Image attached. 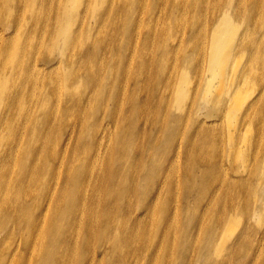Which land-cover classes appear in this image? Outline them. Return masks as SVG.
I'll use <instances>...</instances> for the list:
<instances>
[{
  "label": "bare ground",
  "instance_id": "6f19581e",
  "mask_svg": "<svg viewBox=\"0 0 264 264\" xmlns=\"http://www.w3.org/2000/svg\"><path fill=\"white\" fill-rule=\"evenodd\" d=\"M151 1L0 0V264H41L45 238L34 241V237L40 223L41 231L43 229V234L46 233L49 216L51 213L55 215L58 199L64 195L66 179L62 180L64 168L60 167V163L67 160L69 155H76L72 151L67 152L66 145L62 156L59 136L71 145L74 143L75 150L81 148L83 153L81 162L87 186L79 190L80 204L84 203L83 196L86 200V195L91 192L97 195L108 193L107 188L89 183L95 174L101 138L105 135V131H101L102 120L90 114L87 105L79 99L72 106L76 107V113L68 114L64 119L63 114L67 112V107L70 109L68 103L71 98L56 100L54 104L51 101L61 94L63 96L65 91L63 84L58 86V82L61 80L69 88V76L78 73L86 77L84 86L94 90L91 91V98L98 99L97 88H104L101 77L105 72V59L98 58L95 50L104 46L114 50L119 48L122 40L118 38V33L123 28V21L128 41L126 48L133 45L132 50L135 46L137 49L140 33H143L142 56L150 58L146 61L148 66L152 67L153 60H161L165 66L173 68L174 75L163 82L159 96L152 94L145 101H139L137 97L134 105L124 107L128 102L130 71L122 97L115 104L107 106L109 111L105 112V116H133L143 110L140 103L150 107L155 121H159L162 114L166 116L174 111L188 123L192 115L197 121L198 112L202 109L206 111L205 119L199 121L194 132L195 138L204 140L205 151L195 152V148L186 146L182 169L186 171L189 164L196 161L199 165L205 163L213 170L215 178L219 179L210 199L215 208L202 215L205 217L203 239L200 241V235L193 236L195 231L192 237L184 233L181 236L182 244L188 241V247L195 248L192 253H199L198 246L203 249L207 244L206 255L209 252L211 255L203 257L204 261L219 258L222 264L220 259L225 255L229 256L235 249L253 242L247 239L250 229L258 226L264 228V0H153L150 9L156 10V14L149 12ZM82 6H86L83 7L84 11H81ZM35 15L39 18L37 21ZM33 29L38 32L34 39L33 32L30 33ZM161 37L168 41V45L161 52L153 53L155 47L157 50L158 46L162 47ZM113 38V46L105 44L106 40ZM34 49L48 51L43 55V61L48 66L43 76L41 71H37V65L33 64ZM21 51L24 53L22 60L20 56H16L18 59L12 57ZM71 52L75 53L71 55ZM134 57L126 61L128 68L132 69L143 62ZM23 75L25 77L21 78ZM34 75L43 79L40 89L32 80ZM18 82L20 85L17 87ZM146 87L160 91L150 75L142 74L141 92ZM29 94L37 96L42 103L34 104ZM103 102L107 103L105 100ZM49 103L54 108L52 113ZM217 117H221L220 123L215 122ZM147 120L148 117H144L140 121ZM51 122H58V128L55 129ZM88 123L92 126L86 128ZM35 124L41 127V132L37 131V134ZM64 127H68V131L62 133ZM86 130L88 143L84 139ZM175 137L172 141L168 137L165 161L157 168L156 181L160 173L175 170L173 166L179 165L168 156ZM161 141L162 136L158 135L155 144L159 145ZM129 143L132 148H140L141 155L144 154L133 134ZM23 146L30 152H22ZM33 155L35 159L30 163L24 160ZM103 160L107 161V158ZM223 163L230 168L226 169ZM33 165L41 167L38 177L29 175ZM203 170L206 174L210 172ZM101 185L106 186V183L102 182ZM183 190L181 188L180 192L183 193ZM178 191L170 180L164 181L162 192L156 195L158 199L152 206H168L173 193L177 194ZM130 192L133 198V189ZM248 197L250 201H247ZM229 199L234 204L225 219L222 213ZM216 200L220 202L216 203ZM208 205L211 206L210 203ZM219 206L222 207L216 213ZM147 207L150 208V203ZM169 217V211L164 213L165 219ZM80 219V224L84 219L86 221L83 227L69 219L60 226V231L65 234V252L69 238L86 252L85 255L95 247H105V231L95 229L94 222L83 212ZM66 224H69L70 231ZM142 227L136 225L137 230H132L125 246L140 257L148 247L134 248L135 243H144L147 237ZM133 234H140V240L135 241ZM117 240L113 239L114 249L119 247ZM163 248L164 241L158 250L163 254L159 261L170 262L171 248ZM252 249L254 255L251 261L256 260V253L260 256L263 252H260L257 243ZM31 253L32 257L26 259ZM107 253L113 254V251ZM117 257L119 259L118 251ZM197 258L191 255L190 259ZM181 259L182 254L179 253L178 260ZM52 260L59 261V257ZM200 262L182 261L181 264ZM57 264L66 263L60 261Z\"/></svg>",
  "mask_w": 264,
  "mask_h": 264
},
{
  "label": "rangeland",
  "instance_id": "374dc122",
  "mask_svg": "<svg viewBox=\"0 0 264 264\" xmlns=\"http://www.w3.org/2000/svg\"><path fill=\"white\" fill-rule=\"evenodd\" d=\"M152 1L149 4V12L156 14V10L150 9ZM83 7L86 6H82L81 11H84ZM128 15L130 16L129 11ZM37 19L39 18L35 15V20L37 21ZM145 19L147 20V16ZM122 24L123 28L120 33H118V38L122 40V43L117 50L109 48L108 46H104L100 49L96 48L95 50L98 58L103 57L105 59L103 66L105 72L101 77L104 80V88L103 90L97 88L96 92H99L98 99L91 98V91L94 90H91V87L84 86L86 77L78 73L69 76V88H66L61 80L58 82V86L63 84L65 91H63V96L61 94L60 97L51 101V103L54 104L56 100H64L66 97L71 98V101H69L70 103H68L70 109L66 106L67 112L63 114L64 119H67L68 114L76 113V107L72 106L76 104L77 99H79L87 105L90 114H94L99 120H102L101 131H105V135L101 138L102 144L99 146V161L94 169L95 174L89 183H96L98 187L107 188L108 193L97 195L95 192H91L86 195V200L85 196H83L84 203L82 205L80 204L79 190L87 186L84 181V165L81 162L83 153L81 148L78 151L75 150L74 143L71 145L69 142L61 140L60 138H62V136H59V150L61 154L67 145V152L72 151L76 155H69L68 159H65L64 162L61 163L59 159L60 167L64 168L62 180L64 178L66 179V182L63 184L64 195L62 198L58 199L55 215L51 213L49 216L48 228L45 230L46 233L43 234V229L41 231L40 223L38 232L34 237V241H40L42 238H45L43 255L40 259L41 264H57L60 261L66 264H113L115 262H117V264H181L182 261L191 263L201 261L199 264H221L218 260L219 258H212L204 261L203 257L211 255L210 252L206 255L207 244H204L203 249L198 246L199 253H192V249L195 248L188 247V241L183 242V244L181 242V236L184 233L193 235V231H195L193 236L197 237L200 235L201 241L204 236L203 226L205 224V217L202 215L203 213L207 214L208 210L211 211L215 208L213 201H210V199L214 190L213 187L215 183L219 182V179L215 178L213 170L205 163L199 165L196 161H192L186 171L182 169L185 161L183 152L186 146L195 148V152L204 153L205 151L204 140L200 137H198V139L195 138L194 132L199 121L205 119L206 111L202 109L198 112L197 121L192 115V119L190 118L188 123L185 121L184 117L174 111L168 112L166 116L162 114L161 119L155 121L149 111L151 110L150 107L140 103L143 110H140V112L135 113L133 116L132 114L130 117H127L125 114L122 117L114 115L113 118H111V116H105V112L109 111L107 106L109 104H115V101L120 100L122 97L124 85L130 71L131 73L127 81L128 102L127 105L125 103L124 107L134 105L137 97H139V101H145L152 94L159 96L163 88V82L168 77L174 75L173 68L165 66L161 60H151L152 67L150 68L148 66V62L146 61H149L150 58L145 59L142 56L144 53L141 47L143 45V33H140L139 38H141V40L137 49L135 46L132 50L133 45L126 48V43L128 42L126 41V25L124 21ZM32 32V39H34L38 32H36V29H33L30 33ZM160 39L163 42L161 45L162 47L158 46V50L155 47V52L153 53L161 52L166 48V45H168V41L166 42L162 37ZM114 41L115 38L111 41L106 40L105 44L113 46L115 44ZM29 46L32 47L31 44H29ZM86 48L87 50L90 49L88 46ZM47 50H49V48H47ZM47 50L38 51L34 49L32 51V57L34 59L33 64L35 63L37 65V71H41L42 76L48 67L46 66V62L43 61V55L48 53ZM74 53L75 52H71V55ZM93 54L94 52L92 55ZM133 55L135 56L134 59L143 62L131 69L127 67L126 61L132 59ZM16 56H20L22 60L24 53L21 51L12 57L18 59ZM134 64L135 60L133 62V65ZM142 74L150 75L153 82L159 85L160 91H155L150 87H146L141 92L140 78ZM26 75L29 79L28 73ZM62 75L64 74H61V76ZM24 77L25 75L21 76V78ZM32 80L36 82L37 88L40 89L43 83L42 77L37 78V76L34 75ZM87 82L89 83V81ZM19 85L20 82L16 84L17 87ZM29 98L34 101V104L37 102L42 103L37 99V96L34 97L32 94H29ZM103 100L107 103H104ZM39 103L37 106H39ZM51 103H49L50 113L54 111ZM144 117H148L147 122L140 121ZM151 119H153V121ZM221 120V117H217L215 122L220 123ZM50 124L55 129L58 128V122H51ZM89 126H92V124L88 123L86 128ZM40 129L41 127L35 124L34 131L36 134L37 131L41 132ZM126 129H128V131ZM67 131L68 127L62 129V133ZM132 134L137 145L144 150V154L141 155L140 148H132L129 143V138H132ZM158 135L162 136V141L159 145H156L155 139ZM174 135H176V137L168 151V156L179 165L178 167L173 166L175 170H170L167 173H160L159 179L156 181L155 176L158 173L157 168L165 161L168 137L172 141ZM84 139H86L88 143L87 130L84 132ZM82 141L83 140L79 141L80 147ZM21 151L30 152L25 146L22 147ZM61 154L59 153L58 157H60ZM62 156L64 157L63 154ZM20 157L22 156L20 155ZM103 158H107V161L103 160ZM32 159H35V155L30 158H24L27 163H30ZM20 161L21 158L19 159V162ZM223 165L226 169L230 168L227 163H223ZM203 169H207L210 172L206 174ZM29 173L28 174L32 177L33 175L38 177L41 173V167L33 165L29 169ZM192 176L194 177L193 180ZM169 180L179 191L177 194L176 192L173 193L172 200L168 206L164 208L152 206L158 199L156 195L162 192L163 182ZM102 182L106 183V186H102ZM195 184H197V186L193 188ZM181 188L184 189V194L180 192ZM131 189L134 191L133 198L130 196ZM248 192L247 190V195ZM250 200L251 199L248 197L247 201ZM228 201L230 202L224 204L226 209L222 213L225 219L233 209L234 204L231 199ZM215 202L219 203L220 201L216 200ZM149 203L150 208L147 207ZM208 203H210L211 206H209ZM220 207L222 206L216 208V213L219 211ZM168 211L170 217L165 219L164 213L167 214ZM82 212L89 215V219L95 224V229L105 231V247H95L85 255L86 252L83 251L73 239L69 238L66 242V244H68V249L65 252L66 246L63 245L65 234L60 231V226L65 220L69 219L75 223L78 222L79 226L83 227L86 222L85 219L82 224L79 222ZM197 220L200 221L197 222ZM136 225L143 226L141 230H143L147 236L145 237L144 243L134 244V248L136 246H148L142 257L135 252V254H132V250L125 247L131 238L132 230H137ZM66 228L69 230V224H66ZM133 236L135 241L140 240V234H133ZM115 238L118 239L119 246L116 249H114L115 245L113 243V239ZM247 239L253 242L246 244V247L235 249L234 253L237 250L240 251L236 252L235 255L234 253L229 256L225 255L223 259H220L223 261L222 264H226V262L229 264H251V262L254 264H264L263 226L250 229L247 233ZM207 240H209V234L207 235ZM163 241V249L171 248L168 259L170 262L163 263L164 261H159L163 254L158 250ZM254 243H257L259 249L261 248L260 252H262V250L263 252L260 256L259 253H256V260L251 261V257L254 255L252 249ZM181 249H184V251L181 252ZM109 251H113V254L107 253ZM117 251L119 259L117 257ZM179 253L182 254L183 259L181 260H178ZM125 255H127V258H125ZM191 255H195L198 258L191 260ZM131 256H133L132 259ZM31 257L32 253L26 259H30ZM56 257H59V261L52 260ZM33 259H35V255H33Z\"/></svg>",
  "mask_w": 264,
  "mask_h": 264
}]
</instances>
